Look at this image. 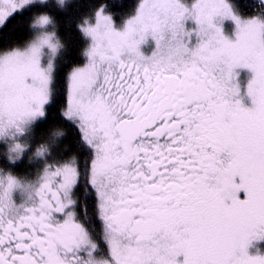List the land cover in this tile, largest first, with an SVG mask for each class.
<instances>
[{
  "label": "snow or ice",
  "instance_id": "obj_1",
  "mask_svg": "<svg viewBox=\"0 0 264 264\" xmlns=\"http://www.w3.org/2000/svg\"><path fill=\"white\" fill-rule=\"evenodd\" d=\"M0 264H264V0H0Z\"/></svg>",
  "mask_w": 264,
  "mask_h": 264
}]
</instances>
